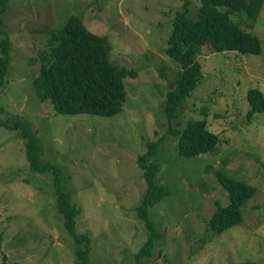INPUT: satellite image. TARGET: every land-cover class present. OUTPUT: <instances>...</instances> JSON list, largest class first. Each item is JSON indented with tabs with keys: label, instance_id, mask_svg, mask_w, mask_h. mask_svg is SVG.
<instances>
[{
	"label": "rangeland",
	"instance_id": "rangeland-1",
	"mask_svg": "<svg viewBox=\"0 0 264 264\" xmlns=\"http://www.w3.org/2000/svg\"><path fill=\"white\" fill-rule=\"evenodd\" d=\"M185 2L194 14L201 0H10L0 17L12 41L0 118L28 120L43 145V161L61 168L78 208L76 232L90 238L89 264H136L149 234L135 209L146 188L137 155L155 140V181L168 192L149 208L162 235L141 262L264 264V113L248 118L247 99L253 87L264 94V0L255 20L245 10L231 14L258 37V54L214 52L205 45L197 56L204 77L180 106L174 126L206 119L220 141L216 149L192 156L180 154L179 136L166 133L161 107L180 69L164 51L170 20ZM71 14L107 35L113 61L136 72L124 77L126 100L113 117L56 114L32 82L49 31ZM218 169L250 181L256 191L242 206L243 221L213 234L207 223L218 203L228 202ZM52 182L51 173L31 169L18 131L0 127V264H75L74 241Z\"/></svg>",
	"mask_w": 264,
	"mask_h": 264
},
{
	"label": "trees",
	"instance_id": "trees-1",
	"mask_svg": "<svg viewBox=\"0 0 264 264\" xmlns=\"http://www.w3.org/2000/svg\"><path fill=\"white\" fill-rule=\"evenodd\" d=\"M9 1L0 0V17L7 12ZM262 1L201 0L194 14L190 13L189 5L185 2L184 7L177 10L170 20L172 32L166 39L164 51L177 62L180 69L175 86L166 91L161 107L167 122L166 133L179 136L180 154L192 156L211 151L220 141V135L208 128L206 119L187 121L184 128L174 126L180 106L204 77L197 56L205 45H210L214 52L258 54L261 51L258 37L243 30L231 14L245 10L248 17L255 20ZM48 37V49L38 53L41 62L39 73L32 79L40 99L51 100L55 113L60 115L113 117L119 114L126 100L124 77H135L136 72L113 61V44L109 37L89 30L76 14H71L60 28L49 31ZM11 42L8 33L1 28L0 19V88L7 84L5 75L10 67ZM29 58L31 64L36 60L34 56ZM247 99L250 104L248 118L251 119L256 113H264V94L260 89L250 88ZM0 127L18 131L20 137L24 138L28 162L33 171L53 175L57 210L75 245V264H89L90 238L86 233L76 232L78 208L72 200L71 189L64 185L61 168L51 161H43V145L28 120L0 118ZM159 142L148 141L145 150L137 155L146 188L135 209L149 234L134 256L136 264H143L142 258L151 257L154 243L162 235L149 215V208L168 192L167 188L155 181L159 166L155 155ZM216 176L227 192L228 202L218 203L207 226L213 234H220L243 221L242 206L253 196L256 186L224 169H218ZM228 264L256 263L232 261Z\"/></svg>",
	"mask_w": 264,
	"mask_h": 264
}]
</instances>
